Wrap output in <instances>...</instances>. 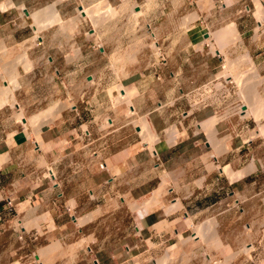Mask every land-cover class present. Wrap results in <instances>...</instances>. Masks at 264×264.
Here are the masks:
<instances>
[{"label":"crops","instance_id":"1","mask_svg":"<svg viewBox=\"0 0 264 264\" xmlns=\"http://www.w3.org/2000/svg\"><path fill=\"white\" fill-rule=\"evenodd\" d=\"M92 1L0 0V42L8 46L25 42L30 46H26L27 56L34 62L23 72L24 79L30 76L20 87L23 97L68 96L82 79L79 73L89 76L86 63L89 55L97 54L95 42L89 43L92 37L80 31L81 24L67 33L60 22L80 21L78 6ZM181 1L186 15L192 17L182 32L185 46L178 45L176 56L163 62L151 54L140 57L144 66L129 73L133 81L127 87L134 90L129 110L146 117L156 134L169 121L192 115L184 116L187 105L181 100L219 72L225 54L218 49L211 52L210 45L230 55L246 53L264 76V0ZM52 5L60 21L37 31L32 14ZM149 12L142 8L133 26L145 41L154 39L161 25ZM170 14H175L174 9L164 16ZM226 26L233 28L234 41L217 39V32ZM2 50L0 55L6 58L1 63L13 60ZM19 53L18 47L16 56ZM96 92L88 87L72 92L81 99L63 109L38 137L19 129L0 138V155L6 156L0 164V212L7 200L14 208L0 223V241L15 242L0 243V264H9L10 255L22 259L30 253L36 262L21 264H166L158 261L161 253L189 252L194 233L190 224L216 204L229 199L228 207L248 222L264 211V154L251 151L246 124L237 130L217 121L211 138L200 123L214 111L205 109L182 125L176 141L163 138L152 147L139 146L140 141L123 134L128 126L123 111L112 113L105 102L101 114L94 115L98 106L91 94ZM161 92L170 98H163ZM21 104L20 109L28 107ZM172 108L174 117L167 116ZM102 116L107 125L101 124ZM5 121L16 123L12 115ZM225 166L233 178L223 171ZM46 171L55 173L56 182L47 180ZM131 200L137 201V216L127 233L123 216H132L127 209ZM78 218L81 221L75 222ZM34 220L37 226L28 230L22 226ZM29 231L38 233L34 243L27 242ZM137 233L142 243L129 246L127 238ZM54 243L59 248L47 251L42 260L36 258L39 249ZM249 245L253 252L255 246ZM258 250L264 255V243Z\"/></svg>","mask_w":264,"mask_h":264},{"label":"rangeland","instance_id":"2","mask_svg":"<svg viewBox=\"0 0 264 264\" xmlns=\"http://www.w3.org/2000/svg\"><path fill=\"white\" fill-rule=\"evenodd\" d=\"M76 1L80 2V0ZM100 2L106 3L108 4V6L110 5V7L112 8V12L107 11L105 10V8H103L101 9L102 11L100 10V12H94L95 14L92 13L93 16L84 15V17H81L82 13L77 10V17L78 19H80V21L72 25L77 29L78 25L81 24L80 31L82 33L86 32L87 35L92 37L89 43L95 42L96 44L97 54L89 55L86 63V69L88 71V75L91 78L88 79L89 76H85L84 71L79 73L78 77L80 76L82 77V79L79 83H77V85H75V87H73L72 90H69L71 95L68 94V96L62 95L58 97H23L20 94V87L24 82L28 83V80L30 78V76L28 75V79H24L23 72L29 71L34 66V63L32 62V60L30 61L31 66L28 70H25L23 66H17V71L19 74L17 78L18 86L14 90L13 96L17 103H22V106L23 104H28V107L25 108L23 106L21 107V109H18L16 105H3L2 107H0V138H3L5 134L11 135L13 132L19 129H24L28 134L36 136L34 132H38L37 125H33L34 127L32 126V124L28 120L30 117L56 104L57 106L62 107V109L58 113H51L49 115L48 123L46 124L48 125L49 123H53L57 117H60L59 115H61L63 109L71 108L72 104H74L78 99H81L80 96L72 94V92L76 91V89L79 90L80 88L88 87L89 89L97 91L95 95L91 94V98H93L92 102L97 104L98 106L94 115L101 114L103 104L105 102L106 104L107 102H109V104L111 105L112 113H114V111L116 110L117 113L123 111V120L125 122H128V126H126L125 130H123V134L126 133L127 136L128 133L130 134V137H133L136 140V142L140 141L141 143L139 144V146L147 143V145H150L152 147L154 143L162 141L163 138H166L169 142L176 141L181 135L180 129L182 125H184L187 120L199 115L200 112L205 109H211L214 111V113H211V115L217 116L219 118L218 121H220L221 123H226L230 126H236L237 130H239L242 125L246 124L248 127V134L247 136H245V139L253 141L251 151L257 152V154L261 156L264 154V115L260 114V112L264 113V76H262L258 72L257 67L255 66L258 76L256 79L251 81L249 75V71L251 69L250 63H248L247 61H241L240 63L238 61L245 54L238 53L230 55L224 49H221V52L225 54V61H222L218 73L224 71L230 72L231 75H237L239 73L238 75H241V77L243 76V82L241 83L242 86L238 82L237 86L236 82H228L227 80L230 79L215 75L213 80L210 81L215 85H219L221 83L223 85V89L214 87L210 90L209 94L206 95L208 97V101H210L209 106H197V108L189 109L188 101L186 99V96H184L181 101L183 103H186L187 105L185 108L187 114L190 115L192 113V115H190L185 120L180 117V121H169L163 132L157 134L155 133L157 135V140L155 141L150 140L151 138L147 139L143 135L139 134L138 130L136 131L134 127H137V121L140 119V117L143 118V116L133 113L131 114L128 104L124 101L120 102L118 92H122L120 88L129 89L127 87V84L133 81V79L130 78L129 73L132 71L140 70V68L144 66V63H140V57L148 56L151 54L153 56L159 57V60L163 62L165 59L174 58L176 56L177 46H185L186 44L185 38L182 36V32L186 27H188L189 21L192 17L186 15L185 4L181 0H94L91 3L83 4V6L84 8H86V10L92 12V9H94L97 3L99 4ZM142 8L149 9L150 15L154 16V20H156L157 22H161L158 30L154 32V39L148 37V40L145 41V39H143L142 37L143 33H137L133 28V26L138 23V14L136 15L135 12L140 11L141 13ZM173 9L175 11V14L164 16L165 14H167L168 10ZM162 11H164V14L161 13ZM100 13L105 14L101 15ZM95 15L97 18L95 17ZM100 15L102 17H100ZM186 17L187 19L190 18V20L187 21ZM98 21H100V23ZM61 25H63L64 29L66 28L65 30L67 33L71 31L70 27L73 28L72 26H67L65 23H61ZM90 30L93 31L90 32ZM35 38L37 39V37L33 38L34 42L36 41ZM232 38H234V41L235 37L231 36L230 39ZM22 43L23 42L16 43V45L14 46H8L4 44V47L7 50L8 57L10 59L15 58L18 47L19 50L20 48H23L20 46L25 45V42L23 44ZM209 49L211 52H215L216 49H219L220 51V48L213 47V45H210ZM4 58L6 57L0 55V63L2 59L4 60ZM229 60L234 63L232 64V67L228 66ZM226 61L227 63H225ZM2 64L3 63H1L0 65L1 76L5 75L4 71H2ZM222 65H226V68H222ZM245 72H247V74ZM197 74L202 75V72L198 71ZM1 76L0 85H3L5 84V82L2 80ZM246 79H248V81ZM35 81H37V83L40 85L39 79H36ZM245 82L248 83H246L245 85ZM203 83L205 82H202L199 85ZM249 85H251V87H249ZM254 89L256 90L254 91ZM222 90L226 91V96L224 98L222 97ZM253 91L255 93H253L252 96ZM161 96L167 100L170 98L166 97L163 92H161ZM251 97L255 98L252 99ZM131 98L132 96L130 97V101L132 104L133 100ZM259 98L262 101L258 105V103L260 102ZM196 100L197 98H195V101ZM245 100H249V104L251 107L255 105L253 107H255L256 109L259 108V115L254 114L252 111L246 115L241 112V104ZM253 100H255V102ZM99 106L102 107L99 108ZM262 106L263 110H261ZM252 109L254 110V108ZM174 111L175 109L172 108V111L166 112L165 114H167V116L171 115V117H174ZM187 114H184V116ZM10 115H12L14 120L16 121L15 124L10 121H5V119H7ZM88 118L92 119L93 117L88 114ZM101 120L102 125H107L106 117L102 116ZM46 124H44L40 128V130L47 126ZM149 126L152 130L150 124ZM171 129H176L178 131L175 138L173 139L169 134V130ZM152 132L154 133L153 130ZM50 173H53V176H51ZM50 173H47V171L45 173V176H47V180L56 182L54 179L55 173L52 171H50ZM136 202L137 201L135 200L127 202V209L129 210V214L132 215L131 217L123 216V221H125L127 224V233H131V227L129 223L133 222L134 217L137 216V213L134 214V211L136 210ZM228 204L229 199L216 204L212 208H209L207 212L202 213L201 217L198 216L197 220L190 224L191 232H194L199 228L203 229V231L197 235V238L194 236V233L192 235L193 237L189 238V240H191L193 244V248L189 252L181 255H174L170 252L169 254L161 253L158 261L166 264H262L264 255L260 250H258V247L262 246L264 243V211H261L260 214L256 213L254 217L250 218L253 219V221L248 222L247 217H238L237 210L229 208ZM11 206L12 207L9 210L5 205L4 210L0 212V216L2 217V221H0V223L4 220V214L9 215L14 213L13 205L11 204ZM47 220L48 217L46 221ZM23 224L22 226H25L24 228L27 230L31 226H37L35 220L25 222ZM37 232L40 233L39 228ZM37 232L29 231L27 234L29 237L27 242L34 243L36 241V237L38 236ZM34 236L36 237L34 238ZM21 238L22 236L19 237V239ZM139 238L141 237L139 233H137L135 236L128 237L127 243L129 244V246H132L136 243L140 244L142 242L139 241ZM251 242L252 245L255 246L253 252L250 250L252 246L249 244ZM0 243H3L4 245H7L8 243L15 244L12 239L1 240ZM246 246L249 247V249H247ZM25 260L36 262L34 255L31 253L28 255V257H22V259H19L18 255H10L7 262H9V264H21V262H24Z\"/></svg>","mask_w":264,"mask_h":264},{"label":"bare ground","instance_id":"3","mask_svg":"<svg viewBox=\"0 0 264 264\" xmlns=\"http://www.w3.org/2000/svg\"><path fill=\"white\" fill-rule=\"evenodd\" d=\"M124 5V4H123ZM95 6V5H94ZM82 7V6H81ZM90 7V6H89ZM103 8H105V10H107V11H111L112 12V8L110 7V5L108 6V4H106V3H102V2H100L99 4L97 3V5L94 7V9H92V12H90V11H88V10H86V8H84V7H82V9H83V13L84 14H82L83 15V17H84V15L85 16H93V14L92 13H94V12H100V10L101 9H103ZM258 9H259V11H261V8H260V6L258 5ZM258 9H256V10H258ZM79 11V10H78ZM102 11V10H101ZM80 12V11H79ZM136 13V15L137 14H139L140 13V11H136L135 12ZM95 14V13H94ZM98 14V13H97ZM101 14V13H100ZM103 14V13H102ZM101 14V15H102ZM105 14V13H104ZM103 14V15H104ZM109 14H111V13H109ZM31 15V14H30ZM80 15V14H79ZM100 15V17H102ZM32 16H33V18H34V22H35V28H36V30L38 31L42 26H44V25H49V24H51V23H53V22H55V21H57V22H59L60 21V18L58 17V14H57V12H56V10H55V8L53 7V5L52 6H49V7H46V8H42V9H40V10H38L37 12L35 11V14L33 13L32 14ZM31 16V17H32ZM99 16V15H98ZM95 17H96V15H95ZM130 17V16H129ZM93 18V17H92ZM97 18V17H96ZM94 19V18H93ZM102 19V18H101ZM101 19H99V20H101ZM186 19H187V17H186ZM90 20V19H89ZM190 20V18L189 19H187V21H189ZM93 21V20H92ZM97 21V20H96ZM74 22V23H73ZM99 23H100V21H98ZM186 22V21H185ZM60 23H65L67 26H72V25H74L75 23H76V21H74L73 19H71V20H68V21H61ZM97 23V22H96ZM102 23V22H101ZM56 24V23H55ZM62 27H63V25H62ZM73 28H74V26H72ZM44 28H47V27H45L44 26ZM43 29V28H42ZM66 29V28H65ZM67 30H68V28H67ZM70 30H71V27H70ZM69 30V31H70ZM72 31V30H71ZM70 31V32H71ZM218 31V30H217ZM233 28L231 27V26H226V27H224V28H221L218 32H217V36H218V38H217V36H215V38H217V39H219V40H221V42H223V41H226V40H228V39H230L231 38V36H233ZM36 34V33H35ZM216 35V34H215ZM37 36V35H36ZM35 36V37H36ZM40 37V36H39ZM234 37V36H233ZM36 39V38H35ZM216 40V39H215ZM23 42V41H22ZM24 43V42H23ZM22 43V44H23ZM227 42H225V44H226ZM229 43V42H228ZM27 44V43H26ZM5 45L3 44V43H1L0 42V51H3L2 49H4L5 47H4ZM26 46L27 45H23V46H20V47H23L22 49L20 48V53L13 59V60H10V61H7V62H5V63H3L2 64V71H4V74L5 75H3V76H1V78H2V80L5 82V84H3V85H0V107H2L3 105H12V106H14V105H16L17 107H18V109H20L19 108V105H18V103L15 101V99H14V96H13V92H14V90L17 88V86H18V82H17V78H18V71H17V66H23L24 67V69L25 70H28L29 68H30V66H31V60H29V58L27 57V54H26ZM29 48H30V46H28ZM215 49V48H214ZM219 50V49H218ZM221 50V49H220ZM225 50V49H224ZM79 53V52H78ZM115 57V56H114ZM119 57V56H118ZM239 59V58H238ZM228 60V59H227ZM231 60H233V59H231ZM115 61V60H114ZM224 61H225V59H224ZM234 61H235V59H234ZM240 63H241V61H247L248 63H250V65H251V69H250V71H249V75H250V79H251V81H253L254 79H256L257 78V76H258V73H257V71H256V69H255V66L253 65V62H252V60L250 59V57H249V55H247L246 53H245V55H243L239 60H238ZM33 62V61H32ZM34 63V62H33ZM225 63H227V61L225 62ZM237 63V62H236ZM232 64H234L232 61H228V66H231L232 67ZM0 65H1V63H0ZM33 65V64H32ZM235 66H236V64H235ZM222 68H226V65H222ZM230 68V67H229ZM234 68V67H233ZM228 69V68H227ZM231 69V68H230ZM223 70V69H222ZM2 71H1V73H2ZM248 72V71H247ZM247 72H245L246 74H247ZM239 74V73H238ZM231 75V73L230 72H228V71H224V72H220V73H218V74H216V76H219V77H223V78H228V79H230V80H227L228 82L230 81H233V82H238L239 84H241L242 82H243V79H242V77H241V75ZM5 78H6V80H5ZM247 81H248V79H246ZM258 82H260V81H258ZM238 83H237V86H238ZM246 83H248V82H245V85H246ZM252 83V82H251ZM250 83V84H251ZM261 84V83H260ZM243 85H244V83H243ZM253 85H255V84H253ZM241 86H242V84H241ZM249 87H251V85H249ZM247 88V87H246ZM246 88H245V90H246ZM254 88V87H253ZM251 89V88H250ZM250 89H249V91H250ZM120 90L122 91V92H118V95H119V97H120V102L121 101H124V102H126L127 104H128V106H130L131 105V101H130V97L134 94V90L133 89H127V88H120ZM256 89H254V91H255ZM248 91V92H249ZM252 92V96H253V93H255V92ZM240 92V91H239ZM246 92H247V90H246ZM244 93V92H243ZM250 93H251V91H250ZM247 94V93H246ZM243 95V94H242ZM245 95V94H244ZM248 96V95H247ZM252 99H254L255 97H251ZM249 99V98H248ZM251 99V100H252ZM250 100V101H251ZM246 101H248V102H246ZM254 102H255V100H253ZM259 103H258V105L261 103V99L259 98ZM244 102V103H243ZM242 102V104H241V106H244V109H242L241 108V112H243V114L244 115H246V114H248L249 112H253L254 114H256V115H259V113H258V109L259 108H255V107H253V106H255V105H253L252 107L250 106V104H249V100H245V101H243ZM258 102V101H257ZM256 102V103H257ZM264 103V102H263ZM254 104V103H253ZM15 106V107H16ZM264 106V105H263ZM263 106H262V109L261 110H263ZM16 107V108H17ZM259 107V106H258ZM252 108H254V110L252 109ZM261 108V107H260ZM62 109V107H59V106H57L56 104L55 105H52V106H50V107H48V108H46L45 110H42L41 112H38V113H36L35 115H33L32 117H30L28 120H29V122L32 124V126L34 125V126H36L37 125V131L38 132H34L35 133V135L37 136L38 135V133H40L39 131H40V128L44 125V124H46V123H48V120H49V115L51 114V113H58L60 110ZM130 111V113L132 114V113H134V111H131V110H129ZM239 112V111H238ZM237 112V113H238ZM252 113V114H253ZM260 114H262V115H264V113H262V112H260ZM142 116V115H141ZM263 117V116H262ZM227 118V117H226ZM219 120V118L217 117V116H212V117H210V118H208V119H206L205 121H203V122H201L200 123V126L202 127V128H204L206 131H207V133L209 134V136L212 138V136L214 135V132H215V123L217 122ZM27 121V120H26ZM25 121V122H26ZM107 123V122H106ZM24 124H26V123H24ZM47 125V124H46ZM137 127H138V133L139 134H141V135H143L145 138H147V139H150V140H153V141H155V140H157V135L155 134V133H153L152 132V130L150 129V126H149V123H148V121H147V119H146V117L144 118V116H143V118H141L140 117V119L137 121ZM33 126V127H34ZM178 131L176 130V129H171V130H169V134H170V136L172 137V139L173 138H175V136H176V133H177ZM40 135V134H39ZM38 137V136H37ZM180 137V136H179ZM217 142H219V141H217ZM220 144V143H219ZM222 144V143H221ZM8 158V157H7ZM6 159V156H4V155H0V164L2 163V162H4V160ZM105 162V161H104ZM223 171H225L226 173H228L229 174V176L231 177V178H233L234 176H233V172L231 173V171H230V169L228 168V167H224L223 168ZM243 172H238V175H241ZM50 175L51 176H53V173H50ZM237 175V174H236ZM237 175V176H238ZM49 214V213H48ZM43 218H46V217H44V215H43ZM82 219V218H81ZM81 219L80 218H78L76 221H78V222H80L81 221ZM264 219V218H263ZM210 222V221H209ZM211 223V222H210ZM213 223H215V222H213ZM20 224V223H19ZM24 225V224H23ZM22 227V226H21ZM25 227V226H24ZM250 228V227H249ZM203 231V229H196L195 231H194V233H195V236H197L198 234H200L201 232ZM218 231V230H217ZM207 232V231H206ZM203 240V239H202ZM242 245V244H241ZM47 247H48V245H46ZM59 246V245H58ZM57 246V244H53L52 246H49L48 248H42L41 250L39 249V252H38V259L39 260H42V256H44V255H47V251H52V249H54V248H59ZM247 247V246H246ZM242 248V247H241ZM248 248V247H247ZM239 249V248H238ZM249 249V248H248ZM57 250V249H56ZM70 250V249H69ZM240 250V249H239ZM55 251V250H54ZM59 252L58 253H62V251L60 252V249L58 250ZM71 252V251H70ZM51 253V252H50ZM49 254V253H48ZM70 254V253H69ZM212 255V254H211ZM204 256V255H203ZM208 256V255H207ZM213 257V256H212ZM184 259V258H183ZM187 259V258H186ZM230 259V258H229ZM205 260V259H204ZM210 260V259H209ZM217 260V259H216ZM183 261V260H182ZM16 262V261H15ZM205 262V261H204Z\"/></svg>","mask_w":264,"mask_h":264},{"label":"built area","instance_id":"4","mask_svg":"<svg viewBox=\"0 0 264 264\" xmlns=\"http://www.w3.org/2000/svg\"><path fill=\"white\" fill-rule=\"evenodd\" d=\"M214 87H218V89H223V85L220 83L219 85H215L214 83H212L211 81H206L205 83L199 85L198 87L190 90L185 96L186 99L188 101V106L189 109L192 108H197V106H209L210 105V101H208V97L206 96L207 94H209L210 90ZM226 96V91L222 90V97L224 98ZM195 98H197V100L195 101ZM185 114H187V112H185ZM100 168L104 167V164L101 163L99 165ZM6 207L10 210L11 209V202L9 200L6 201ZM68 211H70V209H67ZM72 217L74 218L73 214H71ZM0 221H2V217L0 216ZM36 236H34L35 238Z\"/></svg>","mask_w":264,"mask_h":264},{"label":"water","instance_id":"5","mask_svg":"<svg viewBox=\"0 0 264 264\" xmlns=\"http://www.w3.org/2000/svg\"><path fill=\"white\" fill-rule=\"evenodd\" d=\"M78 10L82 13V14H84L83 13V9H82V7L81 6H78ZM25 13H27V11H25ZM93 30H91V32H92ZM102 50V49H101ZM91 77L89 76L88 77V79H90ZM70 97V96H69ZM242 109H244V106H242ZM36 258H38L37 256H36Z\"/></svg>","mask_w":264,"mask_h":264},{"label":"clouds","instance_id":"6","mask_svg":"<svg viewBox=\"0 0 264 264\" xmlns=\"http://www.w3.org/2000/svg\"><path fill=\"white\" fill-rule=\"evenodd\" d=\"M185 112H187V111H185ZM185 112H184V114H185ZM104 164V163H103ZM105 165V164H104ZM73 214V213H72ZM74 215V214H73Z\"/></svg>","mask_w":264,"mask_h":264}]
</instances>
